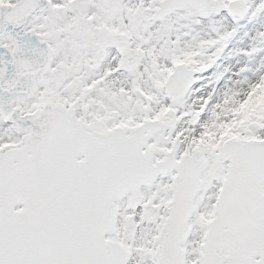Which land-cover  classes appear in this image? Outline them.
Masks as SVG:
<instances>
[{
	"label": "snow or ice",
	"instance_id": "snow-or-ice-1",
	"mask_svg": "<svg viewBox=\"0 0 264 264\" xmlns=\"http://www.w3.org/2000/svg\"><path fill=\"white\" fill-rule=\"evenodd\" d=\"M0 264H264V0H0Z\"/></svg>",
	"mask_w": 264,
	"mask_h": 264
}]
</instances>
